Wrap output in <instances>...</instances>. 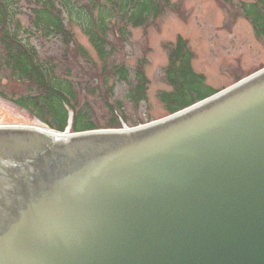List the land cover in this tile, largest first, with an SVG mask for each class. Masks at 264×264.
<instances>
[{
	"label": "water",
	"instance_id": "95a60500",
	"mask_svg": "<svg viewBox=\"0 0 264 264\" xmlns=\"http://www.w3.org/2000/svg\"><path fill=\"white\" fill-rule=\"evenodd\" d=\"M0 264H264V67L144 124H0Z\"/></svg>",
	"mask_w": 264,
	"mask_h": 264
},
{
	"label": "rangeland",
	"instance_id": "374dc122",
	"mask_svg": "<svg viewBox=\"0 0 264 264\" xmlns=\"http://www.w3.org/2000/svg\"><path fill=\"white\" fill-rule=\"evenodd\" d=\"M159 2L162 5L157 16L140 27H129L124 35L118 33L121 23L114 19L117 27L109 33L107 40L111 47L110 57L102 61L76 19L67 24L73 33V43L65 46V42L55 37L34 34L31 31L30 0H13L19 13L21 36L38 50L41 57L55 62L60 75H70L78 106L87 109L93 121L103 126L110 118L108 104L117 107L120 103L122 127L144 124L168 115L159 94L171 89L165 78V68L169 51L179 37L186 41L193 54L192 69L201 74L205 85L214 91L264 67V37L256 36L243 12L244 5L260 0ZM76 45L87 52L88 58L75 52ZM139 64L148 84L145 99L136 105L128 95L135 84L134 75ZM119 65L129 71L128 81L119 80L110 70ZM0 75L2 91L7 96L27 93L28 86L12 78L9 72L2 71ZM0 124L41 125L39 120L4 98H0Z\"/></svg>",
	"mask_w": 264,
	"mask_h": 264
},
{
	"label": "trees",
	"instance_id": "16d2710c",
	"mask_svg": "<svg viewBox=\"0 0 264 264\" xmlns=\"http://www.w3.org/2000/svg\"><path fill=\"white\" fill-rule=\"evenodd\" d=\"M30 2L31 31L34 34L44 38L55 37L65 42V46L71 45L73 33L67 24L76 19L82 33L102 61L110 57L111 47L107 40L109 33L116 29L115 18L118 24L121 23L118 33L124 35L129 27H140L150 18L157 16L162 5L159 0H30ZM16 7L13 0H0V73L9 72L12 78L26 84L28 91L16 97L7 96L2 91L0 75V98L25 110L43 125L58 132H64L68 127L69 132L120 128L119 119L122 117L120 113L123 115L120 103L117 107L108 104L110 118L103 126L93 121L87 109L78 106L74 82L70 75H60L56 63L41 57L38 50L21 36ZM243 12L256 36L264 37V0L244 5ZM75 52L88 56L78 45ZM192 58L193 54L186 41L179 37L169 51L168 64L165 68V78L171 89L159 94L168 114L217 92L206 86L204 77L192 69ZM110 70L114 71L119 80L128 81L129 71L124 65ZM134 80L135 84L131 86L128 96L137 105L145 99L148 84L140 64L135 71ZM97 88L101 90L98 83Z\"/></svg>",
	"mask_w": 264,
	"mask_h": 264
}]
</instances>
